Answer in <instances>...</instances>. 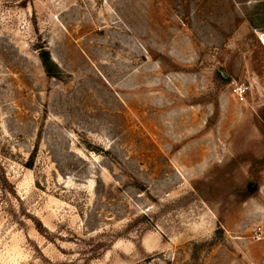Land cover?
<instances>
[{"label":"rangeland","instance_id":"1","mask_svg":"<svg viewBox=\"0 0 264 264\" xmlns=\"http://www.w3.org/2000/svg\"><path fill=\"white\" fill-rule=\"evenodd\" d=\"M263 28L264 0H0V264H264Z\"/></svg>","mask_w":264,"mask_h":264},{"label":"trees","instance_id":"2","mask_svg":"<svg viewBox=\"0 0 264 264\" xmlns=\"http://www.w3.org/2000/svg\"><path fill=\"white\" fill-rule=\"evenodd\" d=\"M39 54H40V58L44 64V66L46 67V71H47L48 75H51L52 74L51 68H52L53 62H52V58H51V54H50L49 49L47 47H41ZM220 77L222 78L223 76L220 75ZM252 192H254V190ZM35 220H37L36 225L39 228V230L43 231L44 229H46L45 227H42L43 224L41 223L40 220H38V219H35ZM43 232H46V231H43Z\"/></svg>","mask_w":264,"mask_h":264},{"label":"built area","instance_id":"3","mask_svg":"<svg viewBox=\"0 0 264 264\" xmlns=\"http://www.w3.org/2000/svg\"><path fill=\"white\" fill-rule=\"evenodd\" d=\"M234 92L243 99L246 91L248 90V86L246 84H235L233 88Z\"/></svg>","mask_w":264,"mask_h":264},{"label":"bare ground","instance_id":"4","mask_svg":"<svg viewBox=\"0 0 264 264\" xmlns=\"http://www.w3.org/2000/svg\"><path fill=\"white\" fill-rule=\"evenodd\" d=\"M261 37H262V39H263V41H264V33L261 35Z\"/></svg>","mask_w":264,"mask_h":264}]
</instances>
